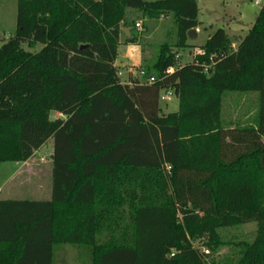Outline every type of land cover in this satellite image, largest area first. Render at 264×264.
I'll return each instance as SVG.
<instances>
[{"label": "trees", "instance_id": "obj_1", "mask_svg": "<svg viewBox=\"0 0 264 264\" xmlns=\"http://www.w3.org/2000/svg\"><path fill=\"white\" fill-rule=\"evenodd\" d=\"M16 1L15 36L0 46V164L27 161L52 138V197L0 199V264H64L63 244L89 264H208L194 241L214 250L218 229L250 222L259 231L238 264H264V4L230 50L224 28L188 44L197 0ZM128 9L172 13L176 46L198 53L180 66L164 45L123 83ZM167 89L179 109L164 115ZM226 91L260 93L256 126H223Z\"/></svg>", "mask_w": 264, "mask_h": 264}, {"label": "rangeland", "instance_id": "obj_2", "mask_svg": "<svg viewBox=\"0 0 264 264\" xmlns=\"http://www.w3.org/2000/svg\"><path fill=\"white\" fill-rule=\"evenodd\" d=\"M100 1V0H97ZM154 1V0H146ZM197 0L199 6L198 20L200 21L201 32L196 39H190L192 44L202 45L208 35L218 28H224L232 36V28L239 29L242 40L248 33L251 26L257 19L259 11L264 4V0ZM17 1H0V46L9 38L15 36L17 29ZM130 22L136 29L135 23H141V29L133 39V45L138 44L142 53L141 64L135 68L145 69L151 67L157 61L161 48L168 46L169 51L174 53L176 64L184 65L193 60L195 49L176 46L178 39V29L172 13L161 15L158 18H149L139 14L131 15ZM128 19V17H127ZM129 23V24H130ZM231 28V29H230ZM236 37V36H235ZM233 40V39H231ZM235 40H238L236 37ZM137 44H134L136 43ZM25 48L28 49L26 45ZM41 45H37L33 51H37ZM237 48L232 44L230 50ZM125 46H121L124 51ZM189 53H192L189 56ZM122 79H125L123 74ZM161 113L166 115L178 109L179 102L175 94L169 99H159ZM260 109V93L258 91L235 92L226 91L222 98V124L225 127L236 126H256ZM64 118L60 113L52 112L51 119ZM53 152V139L50 138L41 148L35 151L30 161L33 168L25 166L21 175H17V165L13 162L0 164V199L21 198V199H48L51 197L52 174L48 179L46 174L38 173L37 164L48 162L50 164V154ZM31 164V165H32ZM169 171L166 168L164 173ZM264 178V177H263ZM264 185V184H263ZM48 188V189H47ZM264 188V186H263ZM48 190V191H47ZM259 226L256 222L222 227L218 229L219 244L214 250L206 246L205 239L194 241L196 248L207 255L208 264H238L244 253V244L251 243L257 236ZM57 261L64 260V264H89V258L81 247L72 244H63L57 249Z\"/></svg>", "mask_w": 264, "mask_h": 264}, {"label": "crops", "instance_id": "obj_3", "mask_svg": "<svg viewBox=\"0 0 264 264\" xmlns=\"http://www.w3.org/2000/svg\"><path fill=\"white\" fill-rule=\"evenodd\" d=\"M198 9H199V6H198ZM137 12L138 11L134 10V9H128L127 10V17H128L129 23L132 21V18H133V17H131V15H134V13H137ZM139 14H141V13H139ZM125 29L129 30V36L125 32ZM195 30H196V37H193V38L189 37V39L187 41L188 44H192L189 41L190 39H196L199 36V33L201 32L200 24L198 25L197 28H195ZM225 31H226L228 38L230 39V42H232V44L238 46V44L241 42V40H240L241 36L239 34V29H237V28L231 29V31H232L231 38H230V35L227 32V30H225ZM211 34L208 35V38L211 36ZM136 35H137V31H136V29L134 30V26L131 23L128 26L122 27V33L120 34L119 54H118V58L116 60V65H117L119 71L122 73V75L125 74V79H122V77H121L122 82L130 84V85L133 83L134 80L141 79L140 71L143 70V69H139V68L136 69L135 68L136 66L141 64V60H142V53L140 52V49H139L137 42L134 43V44H137L136 46H134L133 42H129L126 40V38H128V37H135ZM235 36L238 37V40H235L236 39ZM231 39H233V40H231ZM193 45H196V44H193ZM121 46H125L124 51H121ZM197 46H200V45H197ZM191 54L192 53H189V56ZM178 102H179V100H178ZM178 109H179V106H178ZM178 109L175 112H177ZM52 153L50 154V156H51L50 157L51 158L50 164H48L47 161H46V163L41 162V163L37 164V167H36L37 172L41 173V174H46L47 179H48L50 173L52 174V169H53ZM31 159H32V157L30 159H28L27 161H24V162H13V163H15V166L17 165V171H16L17 173H15L16 176L18 174L21 175V173H23L22 170H25L26 165L29 166L30 168H33V164H32L33 162L31 163L32 165L30 164ZM32 170H34V168ZM0 192H2V186H0ZM51 197H52V190H51ZM51 197L48 199H39L38 201H47V200H50ZM2 199L31 200V199L10 198V197L2 198ZM33 200H37V199H33Z\"/></svg>", "mask_w": 264, "mask_h": 264}, {"label": "built area", "instance_id": "obj_4", "mask_svg": "<svg viewBox=\"0 0 264 264\" xmlns=\"http://www.w3.org/2000/svg\"><path fill=\"white\" fill-rule=\"evenodd\" d=\"M255 3L256 4H259L260 3V1L259 0H256L255 1ZM135 27H136V29H138V30H140L141 29V23L140 22H136L135 23ZM198 48H196L195 49V54H197L198 53ZM173 70V68H169L168 70H167V72H171ZM119 76L121 77V75H122V73L119 71ZM145 75V71L144 70H141L140 71V76L142 77V76H144ZM155 81V77L154 76H150L149 78H148V82L149 83H152V82H154ZM174 94V92H173V90L172 89H167V90H163L162 91V93H161V98H163V99H169L172 95ZM166 168L168 169V170H170V166L169 165H167L166 166ZM175 253L173 252V253H171V255L173 256Z\"/></svg>", "mask_w": 264, "mask_h": 264}, {"label": "water", "instance_id": "obj_5", "mask_svg": "<svg viewBox=\"0 0 264 264\" xmlns=\"http://www.w3.org/2000/svg\"><path fill=\"white\" fill-rule=\"evenodd\" d=\"M125 32H126L127 35L129 36V30H128V29H125ZM188 36H189L190 38L196 37V30H195V29H191V30L188 32Z\"/></svg>", "mask_w": 264, "mask_h": 264}]
</instances>
